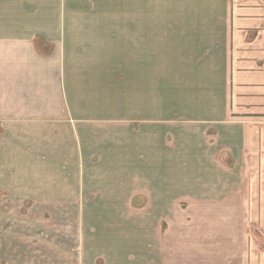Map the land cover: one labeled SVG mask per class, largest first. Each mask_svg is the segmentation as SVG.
Segmentation results:
<instances>
[{
    "label": "crops",
    "instance_id": "1",
    "mask_svg": "<svg viewBox=\"0 0 264 264\" xmlns=\"http://www.w3.org/2000/svg\"><path fill=\"white\" fill-rule=\"evenodd\" d=\"M66 1L0 0V190H8L0 200L71 197L33 192L53 182L76 188L72 197L80 200L83 182L88 188L82 133L97 125H105L96 138L102 152L94 153L110 159L104 170L152 174L158 198L169 187L161 173L216 172L239 174L236 194L246 189V200H264V0H190L186 19L122 21L119 139L108 128L117 108L112 33L100 31L106 22L74 19L81 8ZM193 133L200 148L190 144ZM5 203L0 264H81L79 252L58 239L33 243L30 219L22 228Z\"/></svg>",
    "mask_w": 264,
    "mask_h": 264
},
{
    "label": "rangeland",
    "instance_id": "2",
    "mask_svg": "<svg viewBox=\"0 0 264 264\" xmlns=\"http://www.w3.org/2000/svg\"><path fill=\"white\" fill-rule=\"evenodd\" d=\"M189 1H66L74 2L81 8L74 19L106 22L107 29L100 31L112 33L110 44L113 50L109 67L113 73L112 95L117 108L113 109V123L108 128H112L117 139L122 126L119 112L121 22L186 19L184 5ZM160 87L167 92V86L162 84ZM161 97L163 99V93ZM129 111L130 116H135V109L134 115L131 109ZM130 121L134 124L131 127L136 130V119L131 118ZM104 126L97 125L100 128L93 134L86 127L82 133L81 145L86 155L81 158L85 170L82 175L88 188L83 182L80 200L72 197L74 193L76 196V188H53L55 182L50 183L48 189L33 192L43 191L48 196L69 193L71 197L59 200H25L18 197L14 200L11 197L10 200H0L15 209L18 223L22 219V228L25 218L30 219L34 231L33 243L56 244L58 239L60 244L79 252L81 264H264V200H246V189L242 190L243 194H236L237 190L231 186L239 174L161 173L162 186L169 187L165 191L162 189L158 198V191H153L151 186L152 174L138 173L145 177L143 180L138 179L136 173L104 170L107 159H110L94 156L95 152L97 155L102 152L96 138H104L101 134L105 133ZM192 138L190 144L200 148V141L195 140L199 138L196 133ZM99 142L103 144L102 140ZM112 146L115 144L112 143ZM89 152L93 154L87 156ZM241 177L245 184L248 174H241ZM217 185L222 188H216ZM142 186L149 191H144ZM190 190L195 196L207 193L210 199L215 198L188 200L183 194ZM94 193L100 197L92 199ZM7 194L8 190H0L2 199L8 198ZM122 195H128L129 200H121ZM224 195H228L229 200H220Z\"/></svg>",
    "mask_w": 264,
    "mask_h": 264
}]
</instances>
